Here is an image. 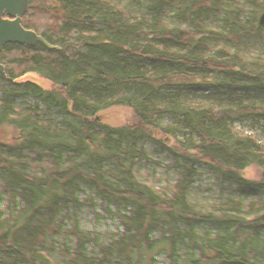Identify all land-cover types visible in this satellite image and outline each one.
I'll return each mask as SVG.
<instances>
[{
	"label": "water",
	"instance_id": "obj_1",
	"mask_svg": "<svg viewBox=\"0 0 264 264\" xmlns=\"http://www.w3.org/2000/svg\"><path fill=\"white\" fill-rule=\"evenodd\" d=\"M70 142L0 133V200L51 264H250L238 177L215 114L170 69L101 68L80 86Z\"/></svg>",
	"mask_w": 264,
	"mask_h": 264
},
{
	"label": "trees",
	"instance_id": "obj_2",
	"mask_svg": "<svg viewBox=\"0 0 264 264\" xmlns=\"http://www.w3.org/2000/svg\"><path fill=\"white\" fill-rule=\"evenodd\" d=\"M151 35L162 68L192 80L213 109L250 264H264V0H0V133L32 110L37 82L55 89L90 61L94 71L127 63L125 46ZM26 230L0 200V264H51Z\"/></svg>",
	"mask_w": 264,
	"mask_h": 264
},
{
	"label": "rangeland",
	"instance_id": "obj_3",
	"mask_svg": "<svg viewBox=\"0 0 264 264\" xmlns=\"http://www.w3.org/2000/svg\"><path fill=\"white\" fill-rule=\"evenodd\" d=\"M0 42L8 46L4 37H0ZM136 42L125 46L123 52L121 50V55L128 60L123 64L136 72L162 68L157 54V39L151 35ZM95 66V61H90L81 69L75 68L72 70V78L67 79L59 88L53 89L36 83L30 95L31 101L26 105L32 110L26 111V108L18 117L25 140L69 142L72 139L78 91L84 78L87 79L96 72ZM85 72L87 73L84 74Z\"/></svg>",
	"mask_w": 264,
	"mask_h": 264
},
{
	"label": "bare ground",
	"instance_id": "obj_4",
	"mask_svg": "<svg viewBox=\"0 0 264 264\" xmlns=\"http://www.w3.org/2000/svg\"><path fill=\"white\" fill-rule=\"evenodd\" d=\"M4 51V50H3Z\"/></svg>",
	"mask_w": 264,
	"mask_h": 264
}]
</instances>
